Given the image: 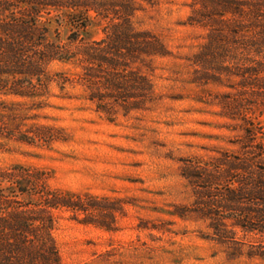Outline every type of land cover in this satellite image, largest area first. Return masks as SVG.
I'll use <instances>...</instances> for the list:
<instances>
[{"label": "trees", "instance_id": "16d2710c", "mask_svg": "<svg viewBox=\"0 0 264 264\" xmlns=\"http://www.w3.org/2000/svg\"><path fill=\"white\" fill-rule=\"evenodd\" d=\"M140 0H0V142L35 146L56 139L47 128H24L26 112L51 84L79 88L107 120L146 110L155 101L153 60L168 56L152 33L133 19ZM68 14L85 31L90 15L107 22L103 38L66 43L49 39L43 14ZM187 25L204 32L191 59L192 83L230 90L217 98L223 118L240 137L208 159L184 161L191 213L207 223L209 241L226 263L264 264V0H190ZM52 63L77 70L73 79L50 76ZM229 84V85H228ZM26 106H31L25 110ZM91 197L49 190L39 171L0 170V264H61L53 238L54 211L70 212L82 225L96 207ZM76 220V219H75Z\"/></svg>", "mask_w": 264, "mask_h": 264}, {"label": "rangeland", "instance_id": "374dc122", "mask_svg": "<svg viewBox=\"0 0 264 264\" xmlns=\"http://www.w3.org/2000/svg\"><path fill=\"white\" fill-rule=\"evenodd\" d=\"M139 3L133 24L160 39L168 53L153 60L155 101L144 111L117 112L107 120L79 88L60 90L53 83L34 104L41 109L26 112L23 124L47 128L56 140L35 146L0 142V170L29 168L42 173L53 192L91 197V220L100 226L82 225V215L52 214L61 264H229L209 241L207 223L191 213L194 197L181 167L234 149L231 143L241 134L217 106L230 90L192 83L191 59L204 32L187 25L190 0ZM67 15H42L51 41L66 43L73 32L83 41L103 38L106 21L91 14L83 31ZM47 72L70 79L77 74L61 63ZM260 121L264 126V116Z\"/></svg>", "mask_w": 264, "mask_h": 264}]
</instances>
